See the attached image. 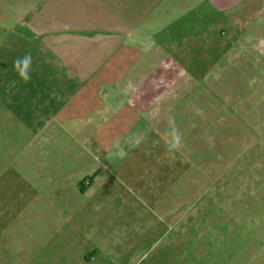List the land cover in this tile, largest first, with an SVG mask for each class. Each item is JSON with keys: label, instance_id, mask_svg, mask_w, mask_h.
<instances>
[{"label": "rangeland", "instance_id": "rangeland-1", "mask_svg": "<svg viewBox=\"0 0 264 264\" xmlns=\"http://www.w3.org/2000/svg\"><path fill=\"white\" fill-rule=\"evenodd\" d=\"M20 2L0 0V57L33 53L14 28L17 47L9 51L2 41L1 24ZM48 2L67 6V0ZM186 70L194 76L192 64ZM2 83L0 74V264H81L98 246L138 248L144 262L170 248L186 264H238L249 242L264 240L263 86L207 74L167 115L185 136L175 159L166 137L149 138L137 148L139 157L125 158L84 187L87 165L67 160L83 153L82 145L33 138L34 128L18 124L5 106L12 103L23 115L31 96H4ZM85 163L97 161L90 156Z\"/></svg>", "mask_w": 264, "mask_h": 264}, {"label": "crops", "instance_id": "crops-1", "mask_svg": "<svg viewBox=\"0 0 264 264\" xmlns=\"http://www.w3.org/2000/svg\"><path fill=\"white\" fill-rule=\"evenodd\" d=\"M48 4L24 0L9 15L2 14L8 16L1 24L4 47H17L21 33L33 48L27 83L12 73L19 51L14 58L7 53L0 57L3 95L31 96L23 115L12 103L4 104L18 124L34 128L33 138H69L82 145L83 153L67 160L87 165L91 176L80 183L84 187L95 176L119 168L125 158L139 157L137 148L149 138H165L159 131L168 128L167 115L178 97L207 74L241 87H264V81L256 82L264 79V0H67L66 7L56 8ZM11 28L20 32L15 39ZM186 63L200 77L189 76ZM120 148L128 155L120 158ZM90 156L95 165L85 163ZM251 243L238 264H264V240ZM139 251L98 246L81 264H186L170 248L147 262L146 253Z\"/></svg>", "mask_w": 264, "mask_h": 264}, {"label": "clouds", "instance_id": "clouds-1", "mask_svg": "<svg viewBox=\"0 0 264 264\" xmlns=\"http://www.w3.org/2000/svg\"><path fill=\"white\" fill-rule=\"evenodd\" d=\"M32 65V56L30 53H26L22 57H17L13 60V68L18 73L20 79L27 83L31 79L30 71ZM168 128L165 131V144L167 154L170 158L175 159L176 153L183 147V137L179 130V127L176 125L175 120L172 117L168 118ZM117 155L120 158L128 155V153L120 148Z\"/></svg>", "mask_w": 264, "mask_h": 264}]
</instances>
